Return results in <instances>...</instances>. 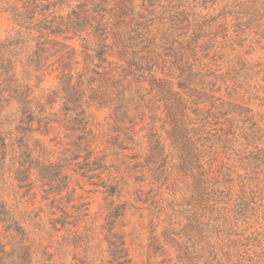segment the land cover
<instances>
[{"label": "rangeland", "instance_id": "rangeland-1", "mask_svg": "<svg viewBox=\"0 0 264 264\" xmlns=\"http://www.w3.org/2000/svg\"><path fill=\"white\" fill-rule=\"evenodd\" d=\"M0 53L34 264H264V0H0Z\"/></svg>", "mask_w": 264, "mask_h": 264}, {"label": "trees", "instance_id": "trees-1", "mask_svg": "<svg viewBox=\"0 0 264 264\" xmlns=\"http://www.w3.org/2000/svg\"><path fill=\"white\" fill-rule=\"evenodd\" d=\"M130 49H132V51L135 50L138 53L140 52V50H138L139 46L135 48L128 46L127 51ZM121 57L124 58L123 56ZM0 61L2 62L1 59ZM0 138L2 139L1 135ZM0 238H2V240H0V264H34V253L32 252V247L29 244L27 233L16 220L14 213L2 198L1 189ZM117 239V243L109 244V255L112 260L118 264H129L130 260L127 258L128 256L126 249L124 248V242L121 238H118V236Z\"/></svg>", "mask_w": 264, "mask_h": 264}]
</instances>
